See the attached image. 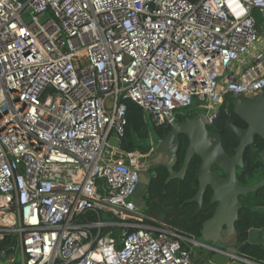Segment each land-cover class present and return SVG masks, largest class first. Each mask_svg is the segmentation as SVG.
Returning a JSON list of instances; mask_svg holds the SVG:
<instances>
[{
	"label": "built area",
	"instance_id": "built-area-1",
	"mask_svg": "<svg viewBox=\"0 0 264 264\" xmlns=\"http://www.w3.org/2000/svg\"><path fill=\"white\" fill-rule=\"evenodd\" d=\"M263 93L264 0H0V241L21 264L224 254L137 208L144 155L109 140L124 99L156 126H212Z\"/></svg>",
	"mask_w": 264,
	"mask_h": 264
},
{
	"label": "water",
	"instance_id": "water-1",
	"mask_svg": "<svg viewBox=\"0 0 264 264\" xmlns=\"http://www.w3.org/2000/svg\"><path fill=\"white\" fill-rule=\"evenodd\" d=\"M232 111L235 116L241 119L246 125V129L235 127L231 123L228 128L237 138L238 145L229 155L222 147L221 139L218 135L208 131L206 125L200 116L194 114L182 122H174L170 126V131L165 140L157 144L155 154L166 158L164 167L168 170L173 168L176 163V153L179 142L178 136H186L188 145L183 155L182 165L179 171L171 173L164 182L162 193L166 194V185L173 180H182L185 177L187 168L194 156L200 159L197 170L196 181L197 191L192 198L185 201L186 204L195 203L197 211L201 208L203 196L207 188L211 191L209 204H217L212 217L202 225L200 242L209 244H220L224 254L212 253L207 250L198 258V264L209 261L210 264H232L236 259L234 256H245V249L249 245H264V230L256 228L249 229L246 232V240L242 243H236L235 239H216L207 235L208 232L228 233L230 223L237 218V210L241 207L238 201L239 196H246L264 188V176L261 180L250 186L242 187L237 179V169L243 167V155L246 149L252 144L254 136L259 137L264 142V93L256 98L234 97L231 103ZM109 144L118 149L117 156L123 157L120 143L116 140H109ZM259 159L264 164V150L259 153ZM214 168L223 172L226 178L217 175ZM140 168L139 172H143ZM140 183L136 186L131 200L137 208L143 209L144 197L149 189V181L139 176ZM138 193V197H137ZM252 211L257 214H264V207H253ZM202 250V248H200ZM12 250L0 251L1 257L11 254ZM255 263L253 260H249ZM259 264V263H255Z\"/></svg>",
	"mask_w": 264,
	"mask_h": 264
},
{
	"label": "trees",
	"instance_id": "trees-1",
	"mask_svg": "<svg viewBox=\"0 0 264 264\" xmlns=\"http://www.w3.org/2000/svg\"><path fill=\"white\" fill-rule=\"evenodd\" d=\"M194 2L196 0H189ZM255 18H258V13L256 10L252 11ZM126 106V126L125 131L120 139V147L126 153L137 152L139 154H146L151 149V138L152 142L155 143L156 137H153V128L156 127L155 124L149 125L146 123L145 114L142 110L133 102L128 99L122 101ZM193 103L198 104L196 99ZM230 115H233L232 106L230 108ZM225 120H229V115L223 113L220 114ZM226 139V138H225ZM233 142L230 139H226L224 143L225 150L229 154H233ZM264 148V142L256 137L254 144L246 149L243 155V162L246 168L251 167L256 161L259 160L257 153ZM183 151L180 150L177 166L174 168L178 170L182 164ZM200 164V159L194 156L187 168L185 177L182 180H173L166 185V194L162 193V188L164 187V182L168 177V172L166 168H158L157 178L150 183L148 200L149 203L142 209V212L149 217H157L165 223L170 224L174 228H182L188 226L190 222L189 215L191 212L182 215L178 210L179 208H188L195 206V204H186L185 201L189 200L194 196L197 191V181L196 175ZM263 197L262 203L264 204V188L260 189ZM258 195V196H260ZM210 197V192L205 195V202L208 204ZM252 205V203H251ZM255 204L254 206H257ZM177 210V211H176ZM175 213V215H173ZM194 220V219H193ZM192 220V221H193ZM161 221V222H162ZM147 223L149 221H146ZM240 229L244 232L243 237H246L245 231L249 228H264V214H257L249 211V209L242 211L241 220L239 223ZM13 239L11 237H6L4 240L0 241V251H7L13 244ZM245 255L251 259L264 264V247L258 245H249L245 251ZM7 259V257H5Z\"/></svg>",
	"mask_w": 264,
	"mask_h": 264
},
{
	"label": "flooded vegetation",
	"instance_id": "flooded-vegetation-1",
	"mask_svg": "<svg viewBox=\"0 0 264 264\" xmlns=\"http://www.w3.org/2000/svg\"><path fill=\"white\" fill-rule=\"evenodd\" d=\"M192 115H194V114L191 113L187 117L179 118L176 122L185 121L188 118H190ZM228 115L230 118L229 120H225L223 117L219 116L212 126L206 125V129L220 137L221 144H222V147L224 150H225L224 143H226V139H228V140L230 139V141H232L234 144L233 148H232V150L234 151V149L238 145V140L229 130L228 124L231 123L232 125L240 128V129H246L247 125L241 119H239L237 116H235L234 114L230 115V112H229ZM170 129L171 128L169 126H163V125L154 127L152 130L153 135H151V136L156 137L157 140L155 143H153L152 137H150L153 147L146 154H142V155H144V162H145L144 165L142 166V168H144V171L139 172V176L143 175L144 179L149 181V188H150V183H152V181H154L158 176V174H157L158 168L160 169V167H164V162H166V158L164 156H162V155L157 156L155 154V148H156L157 144H159L161 141L165 140ZM256 137L257 136H254L253 142L249 147H251L254 144V140ZM177 140L179 142V145L177 148L176 160L178 159V155H179L180 150L183 151V155H184L185 149L188 145V138L186 136H178ZM262 150H264V148L261 149L257 153L258 158H259V153ZM229 155L232 156L233 154H229ZM172 166H173V168L171 170L166 169V171L168 172L169 175L171 173H175V172L179 171V169L181 168V166H180V168L178 170L174 169L177 166V161ZM213 171H215L217 173V175L220 176L221 178H226V175L223 172L219 171L217 168H214ZM236 172H237V179L239 181L240 186L250 187V186L258 183L261 180V178L264 176V164L259 159L251 167L246 168V165L243 162V167L241 169H237ZM139 183H140V178H139L138 184ZM209 192H210V197H209V200H210L211 191L209 188H207L205 191V194L203 196V202L201 204V208L198 211H197V206L195 203H193V204H195V206H191V207L184 208V209L179 208V210H178L182 215H185L186 213L188 214L189 212H191V215H189L191 223L188 226H186L185 228L182 227V228H179L178 230L181 231L182 233L191 235L192 237H194L198 241L201 238L202 225L212 217V215L215 212L216 206H217V204L210 205L209 202H208V204H206L205 195H206V193H209ZM261 193L262 192L259 189L254 193H249L246 196H239L238 197V201L241 204V207L237 210V218L230 223V228H229L228 233H226L224 235L221 231L215 232V233L208 232L207 235L211 238L213 237L216 239H220V238L227 239V240L235 239L236 243L233 242L234 245H236L237 243L244 242L246 240V237L245 238L243 237L244 232L240 229V226H239L242 211L249 209V211L253 212L252 208L256 207L254 205L257 203H258L257 206L264 207V204L262 203L263 197H262V195H260ZM148 194H149V189L147 191V194L144 197V207L146 206L147 203H149ZM258 195H260V196H258ZM137 197H138V193H137ZM251 203H252V205H251ZM173 215H175V213ZM249 229H252V228H249ZM249 229H247L245 231V233ZM256 229L264 230V228H256ZM205 244H207V243H205ZM207 245H209L213 249H219L220 250L223 248L222 245H220V244H209L208 243ZM258 246L264 247V245H260V244H258ZM246 249H247V247H246ZM246 249H245V251H246ZM237 256H240V255H237Z\"/></svg>",
	"mask_w": 264,
	"mask_h": 264
},
{
	"label": "rangeland",
	"instance_id": "rangeland-1",
	"mask_svg": "<svg viewBox=\"0 0 264 264\" xmlns=\"http://www.w3.org/2000/svg\"><path fill=\"white\" fill-rule=\"evenodd\" d=\"M146 119V123L149 125V128L152 126V122L150 120V118L148 116L145 117ZM152 129V127H151ZM156 142V141H155ZM250 181V180H249ZM142 210V209H140ZM114 236H115V239H116V242L118 241V231L117 230H114ZM255 263H260L258 261H255L253 260ZM0 264H21V256H20V253L15 251V252H12L11 255H9L7 257V259H5V257H1L0 256ZM232 264H244L243 262H238V261H234Z\"/></svg>",
	"mask_w": 264,
	"mask_h": 264
},
{
	"label": "crops",
	"instance_id": "crops-1",
	"mask_svg": "<svg viewBox=\"0 0 264 264\" xmlns=\"http://www.w3.org/2000/svg\"><path fill=\"white\" fill-rule=\"evenodd\" d=\"M151 218H153V219H155V220H157V221H162V220H160L159 218H157V217H151ZM12 253V252H11ZM9 255H7L6 257H8Z\"/></svg>",
	"mask_w": 264,
	"mask_h": 264
},
{
	"label": "clouds",
	"instance_id": "clouds-1",
	"mask_svg": "<svg viewBox=\"0 0 264 264\" xmlns=\"http://www.w3.org/2000/svg\"><path fill=\"white\" fill-rule=\"evenodd\" d=\"M199 241H200V240H199ZM10 255H11V254H10ZM245 258L248 259V260H250L246 255H245ZM260 264H262V263H260Z\"/></svg>",
	"mask_w": 264,
	"mask_h": 264
}]
</instances>
